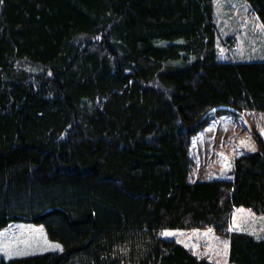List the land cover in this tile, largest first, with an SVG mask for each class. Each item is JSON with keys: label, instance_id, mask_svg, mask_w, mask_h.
<instances>
[{"label": "trees", "instance_id": "obj_1", "mask_svg": "<svg viewBox=\"0 0 264 264\" xmlns=\"http://www.w3.org/2000/svg\"><path fill=\"white\" fill-rule=\"evenodd\" d=\"M264 27V0H246ZM264 112V60L217 58L212 0H0V230L41 223L61 251L0 264H219L160 236L212 227L264 264V142L230 178L190 181V136Z\"/></svg>", "mask_w": 264, "mask_h": 264}, {"label": "rangeland", "instance_id": "obj_2", "mask_svg": "<svg viewBox=\"0 0 264 264\" xmlns=\"http://www.w3.org/2000/svg\"><path fill=\"white\" fill-rule=\"evenodd\" d=\"M212 5L217 58L221 61L264 60V27L248 2L212 0ZM258 137L264 142V112L245 110L239 114L213 116L190 136V181L230 178L233 159L255 150ZM229 228L264 238V214L237 206L231 214ZM160 236L185 245L198 257L219 264H235L228 261V236L216 233L212 227L166 228ZM62 249L60 242L48 238L41 223L11 221L0 230V259Z\"/></svg>", "mask_w": 264, "mask_h": 264}, {"label": "snow or ice", "instance_id": "obj_3", "mask_svg": "<svg viewBox=\"0 0 264 264\" xmlns=\"http://www.w3.org/2000/svg\"><path fill=\"white\" fill-rule=\"evenodd\" d=\"M165 234L167 235L168 233H165ZM54 247L59 248V245H55Z\"/></svg>", "mask_w": 264, "mask_h": 264}]
</instances>
